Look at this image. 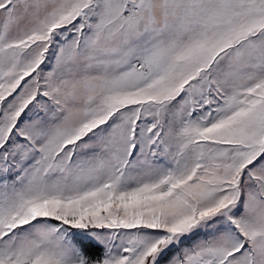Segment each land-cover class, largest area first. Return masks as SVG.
<instances>
[{"label": "snow or ice", "instance_id": "snow-or-ice-1", "mask_svg": "<svg viewBox=\"0 0 264 264\" xmlns=\"http://www.w3.org/2000/svg\"><path fill=\"white\" fill-rule=\"evenodd\" d=\"M0 264H264V0H0Z\"/></svg>", "mask_w": 264, "mask_h": 264}]
</instances>
